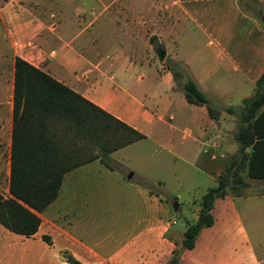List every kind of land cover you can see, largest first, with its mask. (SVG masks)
I'll return each mask as SVG.
<instances>
[{
  "label": "crops",
  "instance_id": "obj_1",
  "mask_svg": "<svg viewBox=\"0 0 264 264\" xmlns=\"http://www.w3.org/2000/svg\"><path fill=\"white\" fill-rule=\"evenodd\" d=\"M33 2L38 0L0 4V195L11 197L17 56L145 138L110 153L108 165L94 159L65 173L57 197L37 213L34 234H17L0 223V264H71L64 252L82 264H165L181 249L202 195L217 185L238 150L234 136L242 102L254 95L264 73V0H178L204 43L198 46L185 30L186 56L175 53L178 43L165 56L187 66L216 119L205 105L187 101L165 61H145L129 38L111 37L115 29H103L108 20L82 27L75 22L78 13L38 9ZM258 127L264 132V120ZM214 138L219 148L204 151ZM261 141L264 169V137ZM247 165L246 158L239 172L247 185L230 179L227 188L241 189L214 200L213 223L200 229L192 248L180 250L178 264H264V178L249 177ZM195 171L206 185L200 197L187 200L191 215L182 214L179 225L181 206L173 209L169 188H181Z\"/></svg>",
  "mask_w": 264,
  "mask_h": 264
},
{
  "label": "trees",
  "instance_id": "obj_2",
  "mask_svg": "<svg viewBox=\"0 0 264 264\" xmlns=\"http://www.w3.org/2000/svg\"><path fill=\"white\" fill-rule=\"evenodd\" d=\"M165 61L187 101L205 105L209 116L216 119L208 98L191 78L187 66L173 59ZM242 103L234 136L239 142L238 150L230 165L218 176L217 185L202 195L198 217L187 224L181 249L192 248L200 229L213 223L210 210L214 200L223 197L228 190L236 194L241 189L227 188L230 179L233 183L247 185L239 176L244 159H248L249 177L264 178L258 159L264 137L258 127L264 120V109L260 111L264 106V73L256 82L254 95ZM227 111L232 113L233 109L227 108ZM143 138L144 134L17 56L9 177L11 197L0 195V223L17 234H34L40 223L37 213L57 197L65 173L94 159L108 165L110 153ZM249 146L252 147L250 154L246 152ZM142 183L149 185L146 181ZM45 240L50 241L47 237ZM181 249L174 250L165 264H178ZM64 257L71 264H82L67 252Z\"/></svg>",
  "mask_w": 264,
  "mask_h": 264
},
{
  "label": "rangeland",
  "instance_id": "obj_3",
  "mask_svg": "<svg viewBox=\"0 0 264 264\" xmlns=\"http://www.w3.org/2000/svg\"><path fill=\"white\" fill-rule=\"evenodd\" d=\"M6 1L8 0H0V4ZM73 4L74 6H72ZM32 5L38 9H66L71 13H78L75 22L82 27L97 18H100L97 25L108 20L109 27L103 29L108 31L115 29L116 32L110 34L111 37L120 39V36H123V42H128L130 39L129 42L135 48L136 55L145 61L149 60L150 63L158 64V62L162 63L168 60L169 58L166 59L167 56H165L162 61H159L156 49L162 48L165 52L169 50L170 53H173V47L177 43L178 47L175 49V53L179 57L186 56L189 51L186 50L188 41L183 36L185 30L188 31L189 37L194 36L198 46L204 43V39L200 35L196 36L192 30V25L181 9L178 0H38ZM84 8L86 11L83 10ZM104 8L113 13L107 16L109 12H106L101 17L99 12ZM101 33L95 36L97 41H99L100 35L103 36ZM151 37H154V40L151 41ZM165 63L167 64V61ZM180 79H184L183 75L180 76ZM195 173L193 178H187L182 183L181 188H169L173 194L172 201L180 203L181 206L178 217L179 225L183 224L182 214L191 215L190 211H187V200L191 196L195 199L200 197L202 189L206 185L200 183L201 177L196 171ZM257 246L259 247V243ZM258 249L260 250V248Z\"/></svg>",
  "mask_w": 264,
  "mask_h": 264
},
{
  "label": "built area",
  "instance_id": "obj_4",
  "mask_svg": "<svg viewBox=\"0 0 264 264\" xmlns=\"http://www.w3.org/2000/svg\"><path fill=\"white\" fill-rule=\"evenodd\" d=\"M205 145H206V147H205L204 151H208L211 148H213V149L219 148L220 143H219V140L217 138H214L212 140H207Z\"/></svg>",
  "mask_w": 264,
  "mask_h": 264
},
{
  "label": "water",
  "instance_id": "obj_5",
  "mask_svg": "<svg viewBox=\"0 0 264 264\" xmlns=\"http://www.w3.org/2000/svg\"><path fill=\"white\" fill-rule=\"evenodd\" d=\"M156 54H157V56H158L159 61H162V60L164 59V57H165V51L161 50L160 48L156 49ZM131 175H132V174L130 173V174L128 175V177L130 178ZM173 209H174L175 211L178 210V204H177V203H174V204H173Z\"/></svg>",
  "mask_w": 264,
  "mask_h": 264
}]
</instances>
